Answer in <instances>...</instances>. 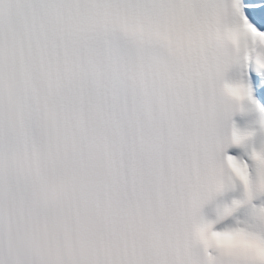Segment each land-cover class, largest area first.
I'll return each instance as SVG.
<instances>
[{
    "label": "snow or ice",
    "instance_id": "1",
    "mask_svg": "<svg viewBox=\"0 0 264 264\" xmlns=\"http://www.w3.org/2000/svg\"><path fill=\"white\" fill-rule=\"evenodd\" d=\"M113 2L145 18L117 17L89 25L110 70L112 100L124 123L132 127L131 143L157 155L177 145L206 151L217 144L222 130L240 127L237 115L264 113V0ZM173 71L181 73L182 83L165 79L164 73ZM130 80L135 84H129ZM225 81L241 85L244 99L239 106L221 95ZM243 128L251 132L250 139L225 151L247 163L252 150L264 154V118ZM122 157V176L133 183L138 154L128 151ZM249 171L254 176L256 169ZM260 205H264V193L241 211ZM202 212L199 204L184 197L159 243L137 246L126 264H230L217 255L225 248L215 232L203 224L193 231ZM252 227L264 240V224ZM16 254L17 249L0 242V264H15Z\"/></svg>",
    "mask_w": 264,
    "mask_h": 264
},
{
    "label": "bare ground",
    "instance_id": "2",
    "mask_svg": "<svg viewBox=\"0 0 264 264\" xmlns=\"http://www.w3.org/2000/svg\"><path fill=\"white\" fill-rule=\"evenodd\" d=\"M249 2H260V0H251L246 3ZM222 89L229 102L235 104L236 106H239L242 103L244 99V93L241 85L225 81L222 83ZM235 90L239 91V96L233 95V92ZM262 114L264 115V113ZM239 115H237V117ZM259 118H261L260 114H253L252 112L241 113V120L237 121L240 127L229 126L225 129L224 143L222 148V168L220 170H217L214 176L215 179H219L221 180V182L220 185L214 189L212 195H210L205 202L200 204L203 212L197 214V221L196 224L193 225V227H195L197 224L205 225L208 222L216 219V216L219 215V212L221 213V209H225V207L227 206L228 200H230L231 204L233 202H241L238 200L230 199V196L234 198L235 196H237V193H239L236 189L234 181H236L240 186L244 187L245 197L244 201H242L244 206L249 204L257 194L264 193V154H261V150H252L249 155V162L246 163L242 158V164L239 163L238 160L233 158V156L227 154L225 151L227 147L242 146L245 140L250 139L251 132L243 127ZM230 164H235V169H232ZM251 168L256 169L254 176L250 174L249 170ZM235 170L238 172L239 176H243L241 179L240 177L235 178ZM139 189H131L126 193V198L129 199L131 203L137 202L140 196H142L141 194L143 190L142 188ZM241 208L242 207H238L234 209L222 221L218 222L214 227H212L210 231H218L222 234H225V236L221 235V237L232 238H236L240 233L253 232L247 231L244 228H240L238 226V224L243 221H241V219L237 217H234V215L236 212H238V210L240 211ZM255 210H259V212L254 216L251 215V219L257 221L258 218H261L262 220L258 223L264 224V205H260L259 207L257 206ZM92 215L93 213H87L88 219L91 218ZM68 218L75 219V217H73L71 214L67 216V219ZM94 218H92V220ZM92 220L89 222L92 223ZM81 221L85 223L87 222V219L82 217ZM248 225L252 227V224ZM99 227V224L97 222H94L90 229L86 230V235H88V237L92 236L93 233L99 231ZM64 228L65 226L64 224H62L61 229L63 230ZM252 234L257 236L259 242L263 241L258 233L255 234L254 232ZM103 235L106 237V239H109V244H107L106 249L103 252L106 255H103L101 259L91 261L89 264H126V262L134 255L136 247L132 246L128 242L129 240L127 239L126 235H120L116 238L115 236H113L114 233L108 230L103 231ZM140 245H147V243L145 244L144 241H142ZM91 248L92 246L88 241L87 251H90ZM47 257H51L50 252H48ZM244 261H247L248 264H264V257L258 255L255 252L249 255L247 258H244ZM74 264H80V261L77 259L76 255L74 256Z\"/></svg>",
    "mask_w": 264,
    "mask_h": 264
},
{
    "label": "rangeland",
    "instance_id": "3",
    "mask_svg": "<svg viewBox=\"0 0 264 264\" xmlns=\"http://www.w3.org/2000/svg\"><path fill=\"white\" fill-rule=\"evenodd\" d=\"M248 1H251V0H248ZM247 0L245 1V2H248ZM259 116V115H258ZM260 117L261 118H264V115L263 114H260ZM258 118V117H257ZM236 119V121H239V120H241V114L237 117V118H235ZM236 159V158H235ZM236 160H238L239 161V163H243V159L242 158H240V159H236ZM248 175H249V173H248ZM249 177H250V175H249ZM235 182V185H236V189H237V191L239 192V193H237V196H235L234 198L233 197H231L230 196V199H234V200H238V201H244V187H242V186H240L236 181H234ZM238 194H240V195H238ZM227 203H230V200H228V202ZM251 203V202H250ZM249 203V204H250ZM231 204V203H230ZM259 207V206H258ZM256 208V207H255ZM255 208H253L251 211H249V212H247V213H245L244 211H241L242 209H244V206H242V208H241V210L239 211V214H237L238 212H236L235 213V215H234V217H237V218H239V219H241V221H243V222H240L239 224H238V226L240 227V228H244L245 230H247V231H253V232H255V234L256 233H258L257 231H254L253 230V227H251V226H249L248 224H254V223H257V222H260L262 219L261 218H258V220L256 221V220H253V219H251V215H256V214H258V212H259V210L258 211H256L255 210ZM224 209H222V211H223ZM221 211V212H222ZM219 215H220V213H219ZM219 215H217L216 216V218L219 216ZM260 215V214H259ZM258 235H259V233H258Z\"/></svg>",
    "mask_w": 264,
    "mask_h": 264
},
{
    "label": "clouds",
    "instance_id": "4",
    "mask_svg": "<svg viewBox=\"0 0 264 264\" xmlns=\"http://www.w3.org/2000/svg\"><path fill=\"white\" fill-rule=\"evenodd\" d=\"M238 36V34H237ZM236 36L233 37L235 39ZM233 95L239 96L240 93L238 90H235L233 92ZM222 242L228 243V244H240L243 247L253 249L258 255L264 257V246L258 245L253 240H243L240 238H232V237H218Z\"/></svg>",
    "mask_w": 264,
    "mask_h": 264
}]
</instances>
